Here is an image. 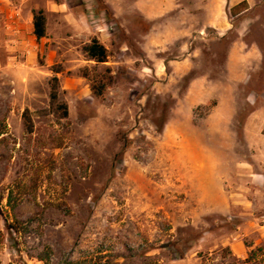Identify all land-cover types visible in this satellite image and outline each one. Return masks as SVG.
Instances as JSON below:
<instances>
[{
  "label": "rangeland",
  "instance_id": "obj_1",
  "mask_svg": "<svg viewBox=\"0 0 264 264\" xmlns=\"http://www.w3.org/2000/svg\"><path fill=\"white\" fill-rule=\"evenodd\" d=\"M261 130L264 0H0V264H264Z\"/></svg>",
  "mask_w": 264,
  "mask_h": 264
},
{
  "label": "trees",
  "instance_id": "obj_2",
  "mask_svg": "<svg viewBox=\"0 0 264 264\" xmlns=\"http://www.w3.org/2000/svg\"><path fill=\"white\" fill-rule=\"evenodd\" d=\"M248 8V4L246 1H243L230 10V14L232 16H237L242 12L246 11ZM33 34L37 40V42L43 40L46 37V18L43 14V11H37L33 15ZM84 52L87 55L90 61H93L96 65H103L107 62L108 53L107 49L97 40L92 39L90 44L84 48ZM55 75L61 73V68H56L53 70ZM85 78H88V73L84 71L83 73ZM91 81V92L92 95L100 100L104 99L105 93L108 88L111 86L110 79H104L100 77L98 74L93 73V77L90 79ZM58 84L59 80L55 76L51 80V89H50V101L52 104H57L58 102ZM59 109L62 111L64 117L68 116V109L65 105H59ZM215 107L214 103H208L204 108H212ZM203 107H198L199 109H204ZM28 128H31V124L29 119L26 120ZM67 264H81L78 262L69 261Z\"/></svg>",
  "mask_w": 264,
  "mask_h": 264
},
{
  "label": "crops",
  "instance_id": "obj_3",
  "mask_svg": "<svg viewBox=\"0 0 264 264\" xmlns=\"http://www.w3.org/2000/svg\"><path fill=\"white\" fill-rule=\"evenodd\" d=\"M191 56H192V53L187 51V53L184 54V59L180 61V64H182V67L186 68V70L188 69L187 71L191 69V65H190ZM210 89L212 90L211 86L208 85V82L206 81L205 78H200L192 82L187 91V94H188V99L186 100L187 105L189 107L206 106L207 103L211 100V97L209 96V91H211ZM215 107L216 108L214 109L213 113L209 116V118H214L216 116L219 110V107H222L221 103L219 102L217 106ZM254 116L255 115L250 116V118L247 120L246 126L248 127L250 126ZM259 133H260V136L264 138L262 130ZM261 153L264 154V148L261 151ZM254 167L258 168L260 171L249 174V177L251 178L253 177L254 182H257L259 185H262V187H264V165L262 166L258 164Z\"/></svg>",
  "mask_w": 264,
  "mask_h": 264
}]
</instances>
